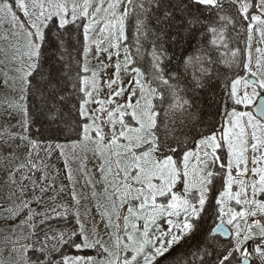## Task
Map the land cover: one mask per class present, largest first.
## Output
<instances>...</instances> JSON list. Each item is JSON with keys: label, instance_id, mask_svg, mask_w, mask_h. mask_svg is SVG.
<instances>
[{"label": "snow or ice", "instance_id": "1", "mask_svg": "<svg viewBox=\"0 0 264 264\" xmlns=\"http://www.w3.org/2000/svg\"><path fill=\"white\" fill-rule=\"evenodd\" d=\"M0 74V264H264V0H0Z\"/></svg>", "mask_w": 264, "mask_h": 264}, {"label": "trees", "instance_id": "2", "mask_svg": "<svg viewBox=\"0 0 264 264\" xmlns=\"http://www.w3.org/2000/svg\"><path fill=\"white\" fill-rule=\"evenodd\" d=\"M171 37H175V41L171 39ZM183 37V38H182ZM240 39L242 40L243 37L241 36ZM170 53H175L174 59L172 61L173 65H177L180 57L187 52L188 54H193L194 51H196L199 47H203L204 45L200 42L199 38L195 41L191 42V46H189V38L188 36L180 29L179 27L174 28L170 31L169 37L166 41L165 45ZM201 104L203 105V108L205 109V112L202 114L204 118H207V109H208V103L205 99L201 100ZM62 163L57 162V167H61ZM2 179H0L1 182ZM9 233L7 232V227L5 226V223L3 219L0 220V252H4V244L3 239L6 235ZM188 244H184L183 246H174V248L170 251V253L166 254L165 258L161 261V264H172V261L178 256V254L186 251L188 248Z\"/></svg>", "mask_w": 264, "mask_h": 264}, {"label": "rangeland", "instance_id": "3", "mask_svg": "<svg viewBox=\"0 0 264 264\" xmlns=\"http://www.w3.org/2000/svg\"><path fill=\"white\" fill-rule=\"evenodd\" d=\"M92 63L93 65H95L96 61H92ZM4 71H7V69H4ZM3 79H4L3 75L0 74V132H2L5 128H9V130L16 132V131H19V129L14 126L16 125L19 117L12 116L11 118H9L6 112L4 111V107H3L7 102L11 101L13 97L16 96V93L12 91L11 88L6 87L3 84ZM75 166L76 165L74 164L73 167ZM92 166H93L92 163L88 164L89 168H92ZM0 179H2L0 182V198H2L5 192L7 191V189L4 187V180L6 179V177L2 170H0ZM4 202L5 201H3V199H0V203H4ZM2 216H3V213H0V220L2 219Z\"/></svg>", "mask_w": 264, "mask_h": 264}]
</instances>
